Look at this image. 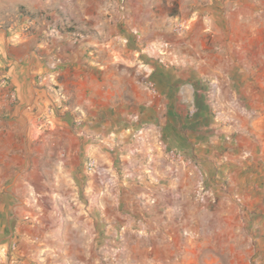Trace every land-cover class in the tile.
<instances>
[{"label":"crops","instance_id":"1","mask_svg":"<svg viewBox=\"0 0 264 264\" xmlns=\"http://www.w3.org/2000/svg\"><path fill=\"white\" fill-rule=\"evenodd\" d=\"M186 3L181 0L180 8ZM240 3L245 12L235 17H189L186 35L196 34L201 50L172 68L171 75L182 83L171 80L168 68L144 58V63L100 66L101 75L93 77V66L58 65L48 73L57 91L31 87L14 120L16 141L0 148V184L7 185L0 193V264L218 263L213 253L206 263L201 261L209 244L181 234L185 207L194 202L192 216L199 220L208 206L197 203L202 198L198 191L195 197L193 188L188 190L196 182L187 177L191 168H185L184 158L191 154L192 141L198 149L210 145H203L209 139L216 146L227 136L212 128L208 94L219 89L216 96L229 105V120L240 121L235 104L254 95L248 94L252 73L264 70V0ZM204 5L199 7L207 13L211 8ZM224 21L230 22L228 32ZM233 25L245 26L248 33ZM227 34L228 40L221 42ZM177 44L170 40L171 57ZM113 54L121 57L115 50ZM110 72L111 77L105 75ZM203 75L214 78L212 87ZM142 80L153 82L155 91ZM255 82L260 85L258 77ZM186 108H194L195 116L187 118ZM243 117L255 130L264 121V116ZM237 138L246 143L234 145L236 154L251 148L264 152V137L257 144L240 133L230 142ZM86 159L110 178L84 171ZM220 164L218 169H230ZM249 178L247 173L240 181L243 196L264 205V186ZM205 180L210 200L219 205L211 206L227 224L229 193L222 192L216 178ZM253 186L259 188L257 196ZM149 198L159 204L149 206ZM194 227L196 236L204 234L202 222ZM140 233L149 239H140ZM119 247L125 250L124 259L113 257Z\"/></svg>","mask_w":264,"mask_h":264},{"label":"rangeland","instance_id":"2","mask_svg":"<svg viewBox=\"0 0 264 264\" xmlns=\"http://www.w3.org/2000/svg\"><path fill=\"white\" fill-rule=\"evenodd\" d=\"M240 2L244 0H187L185 8H180L181 0H0V148H6L9 141H16L19 134L15 132L17 124L14 120L20 106L27 102L31 87L49 86L50 92L57 91V84L50 82L48 74L56 66L69 63L93 66V73L90 72L93 77L101 75L100 66L144 63L145 58L153 60L149 61L153 65L168 68L171 80L182 83L183 79L177 81L178 75H171L172 68L179 66L185 57L189 60L190 53L195 55V52L199 53L201 50L200 38L196 34L186 35L191 27L189 17H235L245 12ZM202 4L211 9L207 13L203 12L199 7ZM221 10L223 12L218 13ZM223 25L228 32L230 22L224 21ZM236 27L238 26L233 25V28ZM238 28L241 34L248 33V30L243 29L245 26ZM170 40L178 43L171 53L175 58L170 55ZM227 40L228 34L222 37L221 42L225 43ZM114 50L121 57H115ZM106 74L112 76L111 72ZM252 76L254 78L251 81L254 83H250V91H246H249L248 94L253 92L254 95L243 102L237 101L234 116H241V119L235 122L228 118L229 105L219 103L217 99L219 81L215 80L218 90L214 89L208 94L210 113L215 118L212 128L218 129V133L225 132L227 136L224 140L218 137L223 142H217L216 146L210 139L203 142V145L211 143L205 148L197 149L192 141L191 154L184 158L185 168H191L187 177L196 182L194 186L187 188H193L195 197L198 196V191L202 198L197 203L208 206L199 220H194L192 216L194 207L197 206L194 202L185 207L186 225L181 234L185 240L193 238L209 244L202 250L203 263L213 253L214 257L219 258L217 264H264V205L260 200L244 197V186L240 182L250 173L252 178L249 179H255L256 183L264 186V152L251 148L236 154L233 151L235 146H243L246 142L242 144V140L238 138L233 143L230 142L232 136L240 133L257 144L264 137V131H260L262 128L264 130V121L257 130L248 126V122L242 121H247V117L243 116H264V70L260 73L253 72ZM256 77L260 85L255 82ZM202 79L212 87V76L203 75ZM260 80L263 82L260 83ZM142 81H146V85L155 91L153 82ZM186 111L187 118L196 114L194 108H186ZM170 155L177 160L175 153ZM89 160L93 159H86L83 166V170L86 169L87 172H91L87 168ZM220 163L227 164L231 171L228 168L218 169ZM237 165L243 167L242 170H232ZM202 169H205V173ZM100 173L97 177L110 178L105 169L101 168ZM211 177L219 180L222 192L229 193V199L225 202L228 205L227 224H224L226 217L223 218L222 214L218 216L220 211L211 206H219L218 201L210 200L212 191L205 183V178ZM6 188L5 182L1 183L0 193ZM257 188L253 186L256 190L252 191L256 196L259 190ZM147 204L155 206L159 203L156 199L149 198ZM198 222L203 223L204 234L199 232L196 236L194 226ZM144 238L149 239L146 234L140 233V239ZM124 253L125 250L119 247L113 257L124 259ZM119 262L116 264H126L124 260Z\"/></svg>","mask_w":264,"mask_h":264},{"label":"built area","instance_id":"3","mask_svg":"<svg viewBox=\"0 0 264 264\" xmlns=\"http://www.w3.org/2000/svg\"><path fill=\"white\" fill-rule=\"evenodd\" d=\"M152 87V86H151ZM153 89V88H152ZM87 168L88 170H90L91 172H95V173H99L100 169L97 168V166L95 165V162L93 160H89L87 162Z\"/></svg>","mask_w":264,"mask_h":264}]
</instances>
